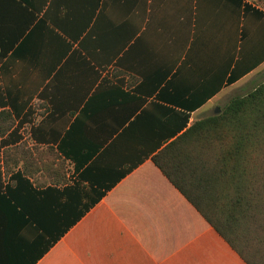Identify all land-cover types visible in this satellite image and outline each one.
<instances>
[{"label":"crops","instance_id":"obj_1","mask_svg":"<svg viewBox=\"0 0 264 264\" xmlns=\"http://www.w3.org/2000/svg\"><path fill=\"white\" fill-rule=\"evenodd\" d=\"M0 54V264H246L151 157L264 70V7L0 0Z\"/></svg>","mask_w":264,"mask_h":264},{"label":"trees","instance_id":"obj_2","mask_svg":"<svg viewBox=\"0 0 264 264\" xmlns=\"http://www.w3.org/2000/svg\"><path fill=\"white\" fill-rule=\"evenodd\" d=\"M179 116L152 162L246 264H264V83L190 126Z\"/></svg>","mask_w":264,"mask_h":264},{"label":"rangeland","instance_id":"obj_3","mask_svg":"<svg viewBox=\"0 0 264 264\" xmlns=\"http://www.w3.org/2000/svg\"><path fill=\"white\" fill-rule=\"evenodd\" d=\"M250 1L258 4L261 7H264V0H250ZM262 83H264V70H262L259 74L255 75L249 81H247L244 85H242V87H239L235 91L228 94V96H226V98H224V102H226V104H227L232 98H234L236 96H244L247 93L253 91L254 88H256L257 86H259ZM226 104L224 103L222 105H219L218 107H215L214 109L212 108L211 110H209L207 112H202V113L197 115V118L203 119V118L208 117V116L218 115L221 113V111L223 110V107ZM216 109H219V112L217 114L214 113ZM254 243L255 242H253V244ZM257 247H259V245H257Z\"/></svg>","mask_w":264,"mask_h":264},{"label":"water","instance_id":"obj_4","mask_svg":"<svg viewBox=\"0 0 264 264\" xmlns=\"http://www.w3.org/2000/svg\"><path fill=\"white\" fill-rule=\"evenodd\" d=\"M218 112H219V109H216L214 113L217 114Z\"/></svg>","mask_w":264,"mask_h":264}]
</instances>
